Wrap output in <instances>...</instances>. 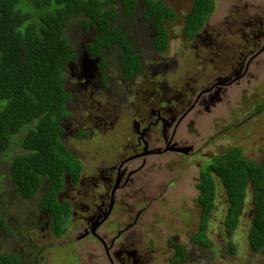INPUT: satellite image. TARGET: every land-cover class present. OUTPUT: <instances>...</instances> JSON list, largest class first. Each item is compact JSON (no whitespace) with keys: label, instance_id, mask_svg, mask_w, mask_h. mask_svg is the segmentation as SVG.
I'll return each mask as SVG.
<instances>
[{"label":"flooded vegetation","instance_id":"obj_1","mask_svg":"<svg viewBox=\"0 0 264 264\" xmlns=\"http://www.w3.org/2000/svg\"><path fill=\"white\" fill-rule=\"evenodd\" d=\"M114 13L123 44H95L93 54L96 30L74 17L80 38L61 71L58 138L76 177L64 175L52 212L46 181L25 198L10 180L16 203L0 205V264H222L239 229L259 254L247 244L251 187L227 230L220 168L236 156L264 163V0H137ZM189 203L200 210L194 235L204 223L208 246L192 235L187 250L171 237V254L159 251L162 228L150 222ZM214 240L227 248L217 259Z\"/></svg>","mask_w":264,"mask_h":264},{"label":"trees","instance_id":"obj_2","mask_svg":"<svg viewBox=\"0 0 264 264\" xmlns=\"http://www.w3.org/2000/svg\"><path fill=\"white\" fill-rule=\"evenodd\" d=\"M136 2L0 0V101H5L0 110V154L7 151L13 135L23 126H29L21 139V147L26 152L10 161V180L25 198L39 189L42 180L46 181L42 204L50 212L64 175L76 177L72 158L58 138V123L67 100L61 71L74 55L65 38L67 23L79 17L84 28L96 30V39L86 45L93 54L94 48L90 46L95 44H123L122 32L112 29L109 22L116 9L123 8L130 13ZM233 160H226L220 168L231 204L226 229H234L230 221L239 213L243 190L249 183L252 215L247 244L252 252L260 253L264 249V163L252 164L239 156ZM3 227L4 222L0 220V228ZM203 230L204 223L200 232L193 235V241L207 247L208 243L200 239Z\"/></svg>","mask_w":264,"mask_h":264},{"label":"rangeland","instance_id":"obj_3","mask_svg":"<svg viewBox=\"0 0 264 264\" xmlns=\"http://www.w3.org/2000/svg\"><path fill=\"white\" fill-rule=\"evenodd\" d=\"M76 22L75 18H72L65 28V38L68 41L70 45H76L79 41V34L76 33L75 28L72 26ZM72 36H74L76 39H72ZM253 92L257 95L262 94V86L253 87ZM5 105V101H0V110ZM29 126H23L20 130V132L15 136L13 135L11 137V143L9 148L6 152L0 154V205L14 207L16 200H11L9 198V189H12L11 183H10V161L13 157L17 155L24 154L26 151L21 147V139L24 135V133L27 131ZM188 196H191L188 194ZM28 203L24 202V206H27ZM223 213V210H219L216 222L221 221V215ZM199 214L200 210L196 208L195 206H192L191 203H189L185 208H176L174 210L173 214H166L163 217L156 216L154 221H151L150 223H153L155 226L150 225V230L158 231L161 229V237H158L156 241V246L159 251H165L167 250L166 241L169 240L171 237H174V239L180 240V243L185 245V248L187 250H192L194 247L188 243L189 237L194 235V233L197 231L198 224H199ZM249 215V212H248ZM220 226H214L213 232L221 234ZM249 230V226H247V232ZM164 231L166 233H164ZM211 231V230H210ZM243 232L241 229L238 230V235L235 238H238V242L235 244L236 247V253L233 256H230L228 258L220 257L219 256V250L224 251L225 254L227 253L226 243L219 242V243H213L216 247V259L220 257L222 259V264H264V249L260 251L259 254L252 256L251 253H249L247 247H245L243 243ZM33 239L34 244H38L39 241L42 239L40 238H34ZM46 240V238L44 239ZM167 254L170 255L171 251L168 249ZM227 257V259H226ZM179 260V259H177Z\"/></svg>","mask_w":264,"mask_h":264}]
</instances>
